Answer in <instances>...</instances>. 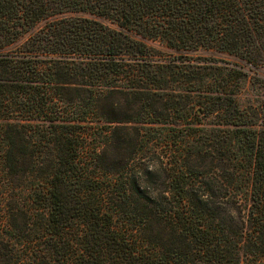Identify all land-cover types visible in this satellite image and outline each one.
I'll return each instance as SVG.
<instances>
[{
  "label": "trees",
  "instance_id": "16d2710c",
  "mask_svg": "<svg viewBox=\"0 0 264 264\" xmlns=\"http://www.w3.org/2000/svg\"><path fill=\"white\" fill-rule=\"evenodd\" d=\"M264 0H0V264H264Z\"/></svg>",
  "mask_w": 264,
  "mask_h": 264
},
{
  "label": "rangeland",
  "instance_id": "374dc122",
  "mask_svg": "<svg viewBox=\"0 0 264 264\" xmlns=\"http://www.w3.org/2000/svg\"><path fill=\"white\" fill-rule=\"evenodd\" d=\"M217 56L246 71L247 79L244 81L242 91L239 94L243 102L259 103L264 100V66L255 67L240 57L227 52L217 53Z\"/></svg>",
  "mask_w": 264,
  "mask_h": 264
}]
</instances>
